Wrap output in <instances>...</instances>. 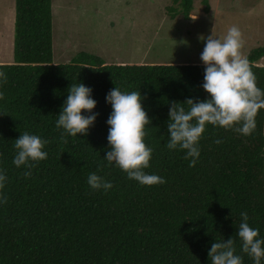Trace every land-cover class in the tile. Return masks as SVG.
I'll list each match as a JSON object with an SVG mask.
<instances>
[{"label": "trees", "instance_id": "1", "mask_svg": "<svg viewBox=\"0 0 264 264\" xmlns=\"http://www.w3.org/2000/svg\"><path fill=\"white\" fill-rule=\"evenodd\" d=\"M173 3L167 8L173 17L191 19L194 0ZM202 4L211 11L209 0ZM53 43L52 0H16L14 62L0 64L8 78L0 85V169L8 178L7 203H0V264H211L212 244L231 238L243 264H254L237 233L247 212L249 226L264 239V109L250 136L207 124L196 166L189 167L185 151L167 148V124L173 102L210 99L204 63L107 64L81 52L68 64H54ZM246 58L264 91V43ZM79 83L97 102L82 115L96 120L87 135L63 142L56 121L68 89ZM115 87L140 92L152 121L145 126L144 142L153 149L145 172L166 183L141 185L104 158L113 112L107 96ZM24 132L49 141L48 158L31 169L13 164L14 142ZM90 173L113 188L93 190Z\"/></svg>", "mask_w": 264, "mask_h": 264}, {"label": "clouds", "instance_id": "2", "mask_svg": "<svg viewBox=\"0 0 264 264\" xmlns=\"http://www.w3.org/2000/svg\"><path fill=\"white\" fill-rule=\"evenodd\" d=\"M199 38L202 41L206 39L201 59L206 65L203 88L210 94V99L173 102L167 124L170 133L167 148L185 151L184 159L189 160V167L196 166L200 156L199 142L207 124L250 136L257 128L256 117L259 110L264 109V91L257 87V78L242 53L244 40L239 27L233 25L226 36L219 38L214 27L212 35H201ZM259 66L264 65L260 63ZM7 79V74L0 71V85L6 84ZM91 93L92 89L83 83L71 85L68 89V98L56 121V127L63 129V142H67V135H87L90 126L94 124L96 115H82L83 110L91 113L97 105L91 98ZM4 98V93L0 92V100ZM142 99L140 92H122L118 87L108 94L107 101L113 108L107 121L110 125L108 140L111 150L104 158L109 165L115 162L129 179L136 180L141 185H160L166 183L164 178L145 172V169L151 167L153 154V149L144 142L145 136L150 134L145 126L152 121L143 108ZM184 105L189 107L186 109ZM215 142L221 143L220 140ZM48 143V140L24 132L14 142L16 155L13 164L18 168L35 167L48 158V153L43 150ZM261 155L264 156V153ZM31 174V171L24 173L25 177H30ZM7 179L5 171L0 169V203H7V197L3 193ZM87 182L96 191L107 192L113 188L111 182L96 173H90ZM241 220L237 237L242 242V251L253 258L254 264H261L264 259V239L258 238V229L249 226L247 212H241ZM235 244L234 238L227 241L216 240L209 250L211 264H243L242 257L235 254Z\"/></svg>", "mask_w": 264, "mask_h": 264}, {"label": "rangeland", "instance_id": "3", "mask_svg": "<svg viewBox=\"0 0 264 264\" xmlns=\"http://www.w3.org/2000/svg\"><path fill=\"white\" fill-rule=\"evenodd\" d=\"M194 0L192 17H173V0H52L54 64L81 52L107 64H201L206 39L243 33L245 57L264 43V0ZM16 0H0V64L14 62ZM264 65V61L261 62Z\"/></svg>", "mask_w": 264, "mask_h": 264}]
</instances>
